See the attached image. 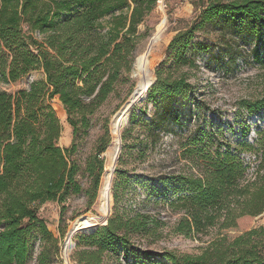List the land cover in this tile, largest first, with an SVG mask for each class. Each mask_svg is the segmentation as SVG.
Returning a JSON list of instances; mask_svg holds the SVG:
<instances>
[{"label": "trees", "instance_id": "trees-1", "mask_svg": "<svg viewBox=\"0 0 264 264\" xmlns=\"http://www.w3.org/2000/svg\"><path fill=\"white\" fill-rule=\"evenodd\" d=\"M157 1L0 0V82L14 83L35 71L44 76L13 94L0 91V264H27L33 242L52 239L39 207L47 202L62 205L81 193L79 166L71 159L74 144L67 149L58 146L61 128L50 101L58 98L75 139L128 72L137 27ZM205 26L220 29L225 51L219 54L228 56V65L235 53L243 57L234 36L241 27L243 39L254 41L253 61L264 69V0L202 2L195 23L178 32L168 46L174 64L195 67L186 51L194 33ZM190 88L183 76L162 78L156 72L147 100L165 104L161 118L153 120L155 128L165 118L178 121L172 106ZM238 106L248 116L264 114V88L256 99L241 100ZM197 134L180 147L185 153L191 146L189 156L196 162L197 173L163 182L162 192L153 188L148 198L160 196L163 202L166 190L172 191L173 199L166 205L182 213L174 226L176 234L192 238L209 230L214 233L201 253L165 252L160 256L163 263L264 264L263 227L253 224L264 216V130L258 133L261 138L250 178L240 154L251 146L205 150ZM102 171V161L96 157L88 162L86 172L96 182ZM117 188L114 183V207L107 224L76 236L73 264H150L155 260L151 252L133 247L131 238L146 236L161 223L140 212L121 213Z\"/></svg>", "mask_w": 264, "mask_h": 264}, {"label": "rangeland", "instance_id": "rangeland-1", "mask_svg": "<svg viewBox=\"0 0 264 264\" xmlns=\"http://www.w3.org/2000/svg\"><path fill=\"white\" fill-rule=\"evenodd\" d=\"M206 1L156 2L153 10L137 27L128 72L123 73L115 91L89 116V126L81 130L75 139L58 98L50 101L61 128L58 146L67 149L74 144L71 159L79 166L77 180L81 193L71 195L62 205L47 202L39 207V216L45 221L52 239H36L27 264H62V246L75 220L88 216L99 227L111 216L114 183L118 187L120 200L117 206L121 213L140 212L161 223L148 235L131 238L133 247L156 256L150 264H164L160 256L165 252L197 255L207 247L214 230L192 238L173 231L182 213L166 205L173 199L171 190H166V200L163 202L160 196L151 195L148 198L153 188L162 192L163 182L175 181L174 178L179 174L197 173L196 162L189 156L191 146H187L185 153L180 151L181 145L196 133L205 150L224 152L237 147L240 150V145L251 146L250 151L240 154L247 165V178H250L256 166L254 153L260 143L261 136L258 133L264 130V114L260 112L248 116L238 106L241 100L256 99L264 88V69L253 61L250 54L254 41L244 40L240 33L241 27L237 28L238 33L234 36L243 57L235 53V60L228 65V56L219 54L225 51L224 43L219 40L220 29L205 26L194 33L186 51L187 58L194 62L195 67L176 65L169 58L167 49L171 40L178 32L186 31L195 23L201 3ZM163 16L167 19L165 30L161 38L152 44L156 26ZM226 29L227 34L231 35L232 30ZM261 51L264 53V45ZM158 71L162 78L171 76L176 79L183 76L191 88L172 106L178 121L165 118L155 128L153 120L161 118L165 102L147 100V91L156 82ZM43 78L42 71L31 72L14 83L0 82V91L13 94ZM139 86L144 94L141 97L143 100L133 102V94ZM156 99L159 101V96ZM122 113H126L128 119L126 125L118 129L116 119ZM247 127L248 133L242 137ZM256 140L259 142L256 143ZM99 150L102 152L98 155ZM95 157L102 161L103 167L98 182L86 172L88 162ZM107 188L112 194V206L108 214L104 209ZM253 224L256 228L263 227L264 231V216L254 219ZM79 234L82 233L78 232L72 237L74 245ZM73 249L69 253L70 264H73L70 258ZM104 264L113 263L105 261Z\"/></svg>", "mask_w": 264, "mask_h": 264}, {"label": "bare ground", "instance_id": "bare-ground-1", "mask_svg": "<svg viewBox=\"0 0 264 264\" xmlns=\"http://www.w3.org/2000/svg\"><path fill=\"white\" fill-rule=\"evenodd\" d=\"M166 24H167V19L165 16H163L161 18L160 22L158 23V25L156 26L155 34H154V36L152 38V42H151L152 44L154 42H156L159 38H161V36L165 30ZM139 62H140V59H139ZM141 97L143 98L144 94H143V91L141 90V88L139 86L138 89L136 90V92L133 94L132 101L137 102L138 100H141ZM127 119H128L127 114L122 113L116 119V127L118 129L123 128L127 123ZM111 206H112V194H111L110 190L107 188L105 191V197H104V209H105L106 214H108L111 211ZM106 222H107V220H106ZM101 226H103V225H101ZM96 228H98L97 224L88 216H82L72 223L70 230L67 234L66 240L64 242V245L62 246V250H61L62 264H70L69 253H70V250L73 246L72 236L78 232L88 234Z\"/></svg>", "mask_w": 264, "mask_h": 264}, {"label": "water", "instance_id": "water-1", "mask_svg": "<svg viewBox=\"0 0 264 264\" xmlns=\"http://www.w3.org/2000/svg\"><path fill=\"white\" fill-rule=\"evenodd\" d=\"M151 85H152V84H151ZM134 91H135V90H134ZM142 100H143V99H141L140 101H142ZM107 221H108V219H107ZM106 224H107V222H106ZM106 224H104L103 226H105ZM94 230H95V229H94ZM94 230H93V231H94ZM90 233H91V232H90ZM72 237H73V236H72ZM74 247H75V245L73 244L72 248H74ZM72 248H71V249H72Z\"/></svg>", "mask_w": 264, "mask_h": 264}]
</instances>
